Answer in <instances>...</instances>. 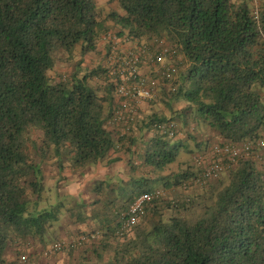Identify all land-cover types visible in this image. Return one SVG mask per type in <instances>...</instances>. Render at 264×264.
I'll use <instances>...</instances> for the list:
<instances>
[{"label":"trees","instance_id":"trees-1","mask_svg":"<svg viewBox=\"0 0 264 264\" xmlns=\"http://www.w3.org/2000/svg\"><path fill=\"white\" fill-rule=\"evenodd\" d=\"M106 3L0 0V264H26L23 252L53 240L64 217L90 227L88 240L61 250L65 264H264V158L241 157L206 185L184 187L212 143L167 125H205L217 141L264 139V0ZM107 32L127 45L158 39L174 50L177 75L156 98L169 113L157 108L139 122L137 108L110 126L118 103L106 65L77 60L57 70L75 54L101 58ZM120 160L126 178L92 179L72 205L58 189L55 197L65 171ZM170 163L180 167L164 173ZM45 167L59 174L53 186ZM157 187L164 193L125 227L119 212Z\"/></svg>","mask_w":264,"mask_h":264},{"label":"built area","instance_id":"built-area-1","mask_svg":"<svg viewBox=\"0 0 264 264\" xmlns=\"http://www.w3.org/2000/svg\"><path fill=\"white\" fill-rule=\"evenodd\" d=\"M253 11L255 14L258 13L256 2ZM155 40L151 44L142 43L131 46L121 42V38L112 32L101 35L100 41L104 45L102 47L104 63L107 67V74L115 85L114 95L118 103L114 110V117L108 121L110 126L118 119H122L126 113L132 119L142 101L160 94L162 84L168 80V76L173 75L175 77L177 75V68L171 63L174 50L169 49L162 40ZM152 45H155L156 49L150 50L149 46ZM146 62H149L151 66L144 71L141 64ZM167 125L173 128L177 126L173 120L169 121ZM170 132L172 133V131ZM253 154L256 158H264V139L256 141H214L206 151L196 156L195 172L184 184V187L186 184L206 185L221 172L236 165L241 157L248 158ZM163 193V189L157 187L142 191L137 195L119 212L124 226L137 223V220L143 216L146 204ZM83 240H88L87 234L73 238V241L77 243ZM68 244L69 242L64 240L53 241L44 248L43 254L50 256L58 253ZM22 260L26 262L25 254L22 255Z\"/></svg>","mask_w":264,"mask_h":264},{"label":"rangeland","instance_id":"rangeland-1","mask_svg":"<svg viewBox=\"0 0 264 264\" xmlns=\"http://www.w3.org/2000/svg\"><path fill=\"white\" fill-rule=\"evenodd\" d=\"M104 1L106 2L107 0H104ZM103 6L104 7L106 6V8L108 9L111 6V4L109 5L108 3H106V4L104 3ZM98 43H100V49L102 52L101 58H100V55L94 51H91V52H88L85 54H80V53L75 54V57L72 58L71 60L67 61V63L58 62L57 70L59 72H62V73L63 72L67 73L68 70L72 69V67L74 66V62L77 60H81V64L83 67H91V66L96 65L98 63H102L105 65L104 58H103L102 43H101V41H99ZM77 48L79 49V47H77ZM146 69L147 68L145 66H143V70L145 71ZM96 82L101 84V83H103V80L101 78V79H98ZM161 93L162 92H160V94ZM158 97H159V94L156 95L155 97L151 98V99L144 100L140 103V105L138 107L139 108L138 113H137L138 115L136 116L137 117L136 119L139 122L148 113H150L152 110H156L157 108H159V109L161 108L166 113H169V111L167 110V107H165L161 102H159L156 99ZM152 99H155L156 101H154V103H152L150 101ZM173 105L175 108H180L182 106V102H180V101L173 102ZM193 126H195L193 123H190L189 126H184V124L178 120L177 121V127H178V132H179L178 137L185 138V132L188 130V131L192 132V135H194V140L195 139L196 140L208 139L209 141H211V143H214V141H217L216 137H214V134L211 135L214 132H212L211 130L206 128L205 125H200L198 127L197 131L191 130V127H193ZM145 134L147 137L148 133L145 132ZM138 135H139V133H138ZM194 140H193V138L187 139V143L190 147H193ZM139 145H141L140 139H139V141H136V146H139ZM187 158H188V155L184 154L181 159L185 163V162H187ZM135 161L138 162L139 158L135 157ZM260 164L262 165V163H260ZM263 164H264V161H263ZM187 165L188 164H184L183 166L185 167ZM178 167H180V163H170L168 166L165 167L166 169L164 170V173L168 172L170 169L177 170ZM116 168H118L117 165H116ZM44 169H45V174L47 177V185L53 186V183H55V181L59 177V174L57 173V171H54L55 170L54 168L45 167ZM126 169H127V166H126ZM88 170H89V168H88ZM79 171L85 172V171H87V169H85V168L81 169V170L79 169ZM107 171H108V173L112 174V172L116 171V169L114 167H112V168L108 167ZM82 172L71 173V172L65 171L63 175L64 176L67 175L69 177V180L66 181L65 179H61L59 181V183L57 182L58 186H57V188L55 187V192H54L55 197H56V194H55L56 189H58L59 194L64 195L66 200H69L68 205H72V204H74L75 198H77L81 193L84 195H87L89 193V184L83 183L81 181L82 175L80 173H82ZM125 173H126V171H125ZM125 173L123 175L124 178L127 177V175ZM49 193L52 194L53 191L49 190ZM70 194H72L73 198L67 197V196H70ZM51 200L53 201L52 198H51ZM55 230L57 232L56 236H53V240L48 242L44 247H42L39 244H35L33 246H29L27 251L23 252L22 255L25 254V256H26V262H25L26 264H65L67 261V255L64 251H59L58 253L52 254L50 256H45L43 254L44 248L53 241H63V240L67 241V242L71 241V239L76 238V237L84 234V231L85 232L89 231L90 227L88 225H86V223H78L73 219H68L67 217H64L61 220L60 225H57L55 227ZM57 238H58V240H55ZM12 248H10L8 250L9 256H11L13 253Z\"/></svg>","mask_w":264,"mask_h":264},{"label":"crops","instance_id":"crops-1","mask_svg":"<svg viewBox=\"0 0 264 264\" xmlns=\"http://www.w3.org/2000/svg\"><path fill=\"white\" fill-rule=\"evenodd\" d=\"M97 2L99 4H102L103 2L105 3L104 0H97ZM211 135H213V133ZM116 165H117L118 168H116ZM126 166H127V169H126ZM128 166L129 165L125 162V160H120V161L115 162V163L110 164V165L91 166V167H89V170L87 169V171H85L83 174H81L82 175L81 181L83 183H88L90 185L91 180L95 179V178H99V179H103L104 178L105 179L107 176H110V177H113V176L122 177L124 175L125 171H126V173L128 172ZM108 167L109 168L114 167L116 169V171H113L112 174H110L107 171Z\"/></svg>","mask_w":264,"mask_h":264}]
</instances>
